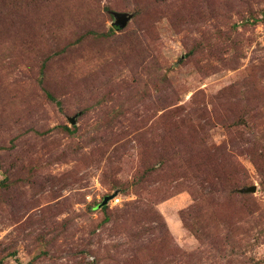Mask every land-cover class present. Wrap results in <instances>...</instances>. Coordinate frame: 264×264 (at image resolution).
Here are the masks:
<instances>
[{"label":"rangeland","instance_id":"rangeland-1","mask_svg":"<svg viewBox=\"0 0 264 264\" xmlns=\"http://www.w3.org/2000/svg\"><path fill=\"white\" fill-rule=\"evenodd\" d=\"M0 264H264V0H0Z\"/></svg>","mask_w":264,"mask_h":264},{"label":"water","instance_id":"water-1","mask_svg":"<svg viewBox=\"0 0 264 264\" xmlns=\"http://www.w3.org/2000/svg\"><path fill=\"white\" fill-rule=\"evenodd\" d=\"M116 17H117V21L115 22V25L120 27V28H124L127 24V21L129 20L130 16L127 15L126 13L123 12H118L115 13ZM247 192H251V191H256V186H250L248 188H246ZM112 196H107L105 197L102 205L107 204L108 200L111 198Z\"/></svg>","mask_w":264,"mask_h":264}]
</instances>
